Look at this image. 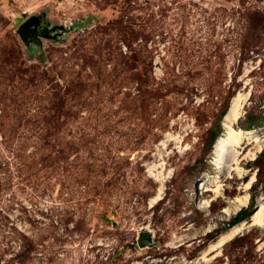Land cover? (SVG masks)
<instances>
[{"label":"rangeland","instance_id":"rangeland-1","mask_svg":"<svg viewBox=\"0 0 264 264\" xmlns=\"http://www.w3.org/2000/svg\"><path fill=\"white\" fill-rule=\"evenodd\" d=\"M37 14L61 28L22 40ZM245 81L235 125L260 114L264 135V0H0V264H264L261 226L201 259L264 197L256 156L197 205L213 196L200 178L223 173L212 128ZM167 132L181 141L162 148ZM157 153L171 174L151 204ZM252 174L248 202L233 206Z\"/></svg>","mask_w":264,"mask_h":264},{"label":"bare ground","instance_id":"bare-ground-1","mask_svg":"<svg viewBox=\"0 0 264 264\" xmlns=\"http://www.w3.org/2000/svg\"><path fill=\"white\" fill-rule=\"evenodd\" d=\"M250 95L251 89H247V81H245L244 85L235 92L230 100L228 109L221 122L222 132L214 144L213 157L211 160V163L220 168L223 173L205 174L200 178L199 184H206L210 187L209 190L213 192V196L210 195V197L200 196L197 200V205L200 208L210 206V202L215 197L221 195L223 182L226 180V177L231 178L232 173H235L239 177L242 176L244 171L241 165L242 160L254 159L264 148V135H262L263 127L258 129H244L235 125L238 118L244 113V107ZM168 140H174L176 143L181 141L179 135L167 132L165 138L159 142V145H161L162 148L165 147V142ZM157 154L158 159L155 160L158 161L154 160L147 163V171L157 182L156 194L149 200L151 204L157 203L162 198L165 183L171 174V169H166V162L163 156H161L160 153ZM254 178L255 175L252 174L247 180L241 182L239 189H241L243 194L230 198L229 202L232 204L237 203L238 205H246L249 199L248 189L255 180ZM229 209L231 208L224 207L223 212L229 214ZM248 226L264 227V197L262 195L258 197L256 207L250 214V217L221 232L202 251L201 259L209 261L218 257L221 254V247L225 242L235 238L239 232Z\"/></svg>","mask_w":264,"mask_h":264},{"label":"trees","instance_id":"trees-1","mask_svg":"<svg viewBox=\"0 0 264 264\" xmlns=\"http://www.w3.org/2000/svg\"><path fill=\"white\" fill-rule=\"evenodd\" d=\"M228 107H224L221 111V113L218 116V120L217 123L215 124V126L212 128V133L210 136V139L207 143V149L208 152H210L212 150V146L214 144V142L216 141L217 137L219 136L220 132L222 131V127H221V122L220 120L223 118L224 114L226 113ZM240 118H238L239 120ZM262 117L260 116V114L256 117H250L248 116L247 118V122L243 125H241V128L244 129H250V128H258L262 125ZM258 169H257V173L256 175H259V170H260V165L261 163H263L264 161V151H261L259 153V155H257V157L255 158ZM256 204H255V194L252 195L251 197V201L250 203L245 207V208H241L238 212H236V214L234 215V217L228 222V226H233L239 222H241L244 219L249 218V215L253 212V210L255 209Z\"/></svg>","mask_w":264,"mask_h":264},{"label":"water","instance_id":"water-1","mask_svg":"<svg viewBox=\"0 0 264 264\" xmlns=\"http://www.w3.org/2000/svg\"><path fill=\"white\" fill-rule=\"evenodd\" d=\"M35 18H37L36 15H31L18 26L17 32L22 40H27L33 35L34 30L36 29L34 26ZM57 27L61 28L59 25H57ZM70 29L71 28H68L67 30ZM137 244L142 248L146 246L151 247L153 245L151 232L147 229L142 230L137 237Z\"/></svg>","mask_w":264,"mask_h":264},{"label":"flooded vegetation","instance_id":"flooded-vegetation-1","mask_svg":"<svg viewBox=\"0 0 264 264\" xmlns=\"http://www.w3.org/2000/svg\"><path fill=\"white\" fill-rule=\"evenodd\" d=\"M35 18L34 26L35 30L32 36L27 40L38 42L41 38H53L55 33L58 31L57 25L50 26L44 15L37 14Z\"/></svg>","mask_w":264,"mask_h":264},{"label":"built area","instance_id":"built-area-1","mask_svg":"<svg viewBox=\"0 0 264 264\" xmlns=\"http://www.w3.org/2000/svg\"><path fill=\"white\" fill-rule=\"evenodd\" d=\"M69 23H70V24H69L68 26H70V25H72V24H73L71 21H69Z\"/></svg>","mask_w":264,"mask_h":264}]
</instances>
